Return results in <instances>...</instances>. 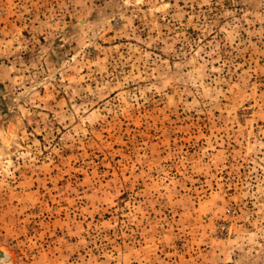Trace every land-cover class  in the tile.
Returning a JSON list of instances; mask_svg holds the SVG:
<instances>
[{
    "label": "rangeland",
    "instance_id": "rangeland-1",
    "mask_svg": "<svg viewBox=\"0 0 264 264\" xmlns=\"http://www.w3.org/2000/svg\"><path fill=\"white\" fill-rule=\"evenodd\" d=\"M0 264H264V0H0Z\"/></svg>",
    "mask_w": 264,
    "mask_h": 264
}]
</instances>
